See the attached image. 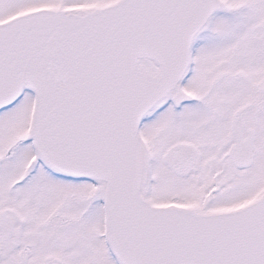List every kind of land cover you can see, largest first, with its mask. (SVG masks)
<instances>
[{"label":"snow or ice","instance_id":"6c2138e0","mask_svg":"<svg viewBox=\"0 0 264 264\" xmlns=\"http://www.w3.org/2000/svg\"><path fill=\"white\" fill-rule=\"evenodd\" d=\"M0 264H264V0H0Z\"/></svg>","mask_w":264,"mask_h":264}]
</instances>
